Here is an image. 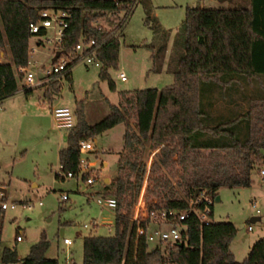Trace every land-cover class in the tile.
I'll list each match as a JSON object with an SVG mask.
<instances>
[{"label": "trees", "instance_id": "obj_1", "mask_svg": "<svg viewBox=\"0 0 264 264\" xmlns=\"http://www.w3.org/2000/svg\"><path fill=\"white\" fill-rule=\"evenodd\" d=\"M132 5L133 0H0L2 97L13 95L19 88L18 79L23 77L19 69L28 65L30 38L46 34L44 29L37 33L29 31V24L37 22L39 12L44 9L68 14L67 27L56 51L71 58L80 40H93L101 63L99 77L107 79L109 88L114 89L107 70L117 66L119 37L126 21L110 29L97 23L107 14L121 11L131 14ZM173 43L179 53L176 66H169L172 84L160 90L120 92L118 105L109 104V113L94 124H88L85 119L84 100L76 102L75 124L67 129L66 146L58 152L60 173L76 170L82 141L95 140L96 136L116 125L125 126L114 190L110 193L116 200L115 232L112 236H84L81 264H133L128 246L132 227L129 212L145 181L146 198L158 196L163 189L169 191L162 199L148 202L149 208L183 210L187 208V201L201 192L215 198L222 187H249L251 172L264 167L261 154L264 128L256 126V121L264 119L253 118L252 109H249L242 115L214 119V125H210L212 119L203 102L212 105L220 96L231 100V93L264 76V0H248L247 5L238 4L237 8L187 7ZM76 63L77 59H73L68 64L65 80L71 82V70ZM46 87L43 97L51 103V94L59 90V83L51 82ZM220 89H226V92H220ZM32 90L27 88L23 93L27 95ZM131 118L135 120L134 125L129 123ZM242 123L243 135L240 134ZM148 148L156 151V157L146 177L144 153ZM205 149L226 151L237 171L231 172L229 164L223 162L208 167L203 165L201 152ZM178 167L181 173H178ZM169 175L178 176L176 183L184 192L183 198L172 187ZM56 176L63 178L60 174ZM198 208L202 209L203 204ZM182 223L185 226L184 243L168 245L163 252L159 248L149 251L143 264L159 261L168 264H264V237L254 242L242 261H237L230 250V242L237 232L232 222L205 223L191 213ZM47 248L48 241L42 234L21 260L17 259L14 250L5 248L0 254V264L14 261L59 264L56 258L45 256ZM71 264L75 263L71 261Z\"/></svg>", "mask_w": 264, "mask_h": 264}, {"label": "rangeland", "instance_id": "obj_2", "mask_svg": "<svg viewBox=\"0 0 264 264\" xmlns=\"http://www.w3.org/2000/svg\"><path fill=\"white\" fill-rule=\"evenodd\" d=\"M237 1L248 4V0H138L119 37L117 66L107 70L114 89L109 88L107 79L99 77L100 64L86 65L83 62L72 67L71 82L64 78L58 82L59 90L52 92L51 103L43 97L46 85L33 87L32 92L26 95L21 90L24 78L18 79V91L5 98L0 108V188L4 186L6 190L4 200L16 204L14 208L0 212V254L9 248L21 260L43 234L48 241L46 257L56 258L59 264H64L67 258L81 264L84 236L114 234V210L102 208L97 200L101 198L100 191L111 193L114 190L117 160L123 148L124 124L96 136L91 140L94 150L81 155L89 163H94L91 172L97 180L88 185L80 178L63 177L65 174L60 173L58 151L66 146L67 129L56 127L51 110L67 107L73 111L76 102L84 100V110L86 107L88 113L93 109H104L109 113V104L118 105L122 91L160 90L172 84L170 67L176 66L179 53L173 42L184 21L186 8H237ZM123 14L122 11L107 14L97 24L110 29L121 22ZM53 38L51 29L41 37L30 38L28 71L41 76L44 70L52 67ZM39 40L42 41L40 45L37 44ZM120 71L126 74V81L118 78ZM221 91L225 93L226 89ZM231 94V100L220 96L212 105L203 100L212 119L210 125H214V119L242 115L249 109H252L253 118L264 119V76ZM134 121V118L129 119L131 125ZM240 126V134L243 135V123ZM256 126L264 128V121H256ZM155 153L149 148L144 153L146 177ZM201 153L203 165L208 167L223 162L229 164L231 172L237 171L226 151L205 149ZM103 162L107 165L103 166ZM181 172L178 167V173ZM169 177L177 195L183 198L184 192L176 183L178 176ZM251 180L249 187L220 188L216 196L219 200L212 206L211 220L230 221L237 228L230 242V250L237 261H242L254 242L264 237V175L253 170ZM168 193L163 189L158 196L146 198L145 192L143 196L148 203L162 199ZM63 195L67 197L65 200ZM30 201L35 203L34 207L22 209L21 205ZM251 218L256 220L252 222ZM93 223L97 226L92 227ZM84 225L89 228H84ZM19 233L23 240L16 242L15 237ZM64 238L70 239L72 244L65 246Z\"/></svg>", "mask_w": 264, "mask_h": 264}, {"label": "built area", "instance_id": "obj_3", "mask_svg": "<svg viewBox=\"0 0 264 264\" xmlns=\"http://www.w3.org/2000/svg\"><path fill=\"white\" fill-rule=\"evenodd\" d=\"M137 2L138 0H133V5L130 8L131 10L134 9ZM129 14L130 13L123 14L121 23H124L127 20ZM67 17L68 14L64 11L44 9L39 12V20L35 23L29 24V31L31 33H37L40 29H44L45 32L48 29L53 30V58L58 52L56 51V46L61 43L63 30L67 27ZM117 35L118 33H116V36ZM73 53L74 56L70 58L69 56L59 52L56 60L52 62V67L49 70H44L41 76L28 71L26 69L27 67L20 68L19 71L23 73L24 78V84L22 85L21 90L24 91V89L27 88L42 87L43 85H48L51 82H60L64 78V72L66 71L68 64L73 59H77V62H83L86 65H101L96 56L97 49L95 48L93 40H90L89 42L80 40L74 47ZM118 78L121 81H126L127 79L126 74L123 71L118 73ZM3 100L4 98L0 94V108L2 107ZM51 113L57 127L70 129L74 126V114L69 108L55 107L52 109ZM92 150H94V147L91 141H82L79 145V160L76 170L65 173L63 177L80 178L88 185H93L97 180V176L91 172L93 168L89 161L81 156L82 154ZM258 172L261 176H263L264 167L259 168ZM144 187L145 185L142 187L133 209L129 212L132 227L129 234L128 246L132 252L133 264H143L146 254L156 248L161 249L163 252L164 248L168 245L183 244V231H185V226L182 222L189 214H196L199 219L205 223L213 221L211 220V216L215 198L205 192H201L199 195L190 198L187 201V208L183 210L166 207L149 208L143 196ZM5 193L6 192L0 188V212L16 206V204L8 203L4 200ZM66 198L67 197L65 195L62 196L63 200ZM97 203L102 208L108 207L112 210L116 208V200L110 195V193H104L101 195V198L97 200ZM38 204L41 205V202L39 201ZM200 204H203L202 209L198 208V205ZM34 205L35 203L30 201L28 203H23L21 207L22 209L29 210L34 207ZM122 213L124 215L127 214L126 211H123ZM95 226H97V224L93 223L92 227ZM84 228H89V226L84 225ZM251 229V226H249V230ZM21 240L22 235L19 233L16 235L15 241L20 242ZM63 244L70 246L72 241L68 238H64ZM2 264H20V262H3ZM64 264H71V260L67 258ZM152 264L168 263L166 261H159Z\"/></svg>", "mask_w": 264, "mask_h": 264}, {"label": "crops", "instance_id": "obj_4", "mask_svg": "<svg viewBox=\"0 0 264 264\" xmlns=\"http://www.w3.org/2000/svg\"><path fill=\"white\" fill-rule=\"evenodd\" d=\"M237 3H238V4H241L239 1H237ZM0 61H1V59H0ZM51 111H52V110H51ZM84 113H85V119H86V121L88 122V124H94V123L100 121L102 118H104V117L108 114L107 111H106V112L104 111V109H93L92 111H90V113H88L86 107H85ZM99 115H100V116H99ZM90 119H92V122L90 121ZM55 125H56V123H55ZM56 127H57V126H56ZM57 128H59V129H64V128H60V127H57ZM58 152H59V151H58ZM261 154H262V151H261ZM90 164L92 165V168H94V163H91V162H90ZM102 165H103V166H106L107 164H106V162H103ZM59 167H60V164H59ZM1 189H2L3 191L6 192V190L4 189V186L1 187ZM100 194L103 195L104 192H101V191H100ZM3 212H4V211H3ZM22 240H23V239H22ZM22 240H21V241H22ZM21 241H20V242H21ZM65 246H66V245H65ZM67 247H68V246H67ZM70 260H71V259H70ZM71 261H72V260H71ZM64 263H65V262H64Z\"/></svg>", "mask_w": 264, "mask_h": 264}, {"label": "water", "instance_id": "obj_5", "mask_svg": "<svg viewBox=\"0 0 264 264\" xmlns=\"http://www.w3.org/2000/svg\"><path fill=\"white\" fill-rule=\"evenodd\" d=\"M59 55V52L56 53V56L52 59V62H54L56 60V58L58 57ZM199 190L196 191V194H198ZM219 200V197H215V201H218ZM256 219L255 218H251V221H255Z\"/></svg>", "mask_w": 264, "mask_h": 264}]
</instances>
